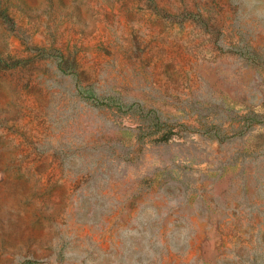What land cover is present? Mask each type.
I'll list each match as a JSON object with an SVG mask.
<instances>
[{
    "label": "rangeland",
    "instance_id": "1",
    "mask_svg": "<svg viewBox=\"0 0 264 264\" xmlns=\"http://www.w3.org/2000/svg\"><path fill=\"white\" fill-rule=\"evenodd\" d=\"M0 264H264V0H0Z\"/></svg>",
    "mask_w": 264,
    "mask_h": 264
}]
</instances>
